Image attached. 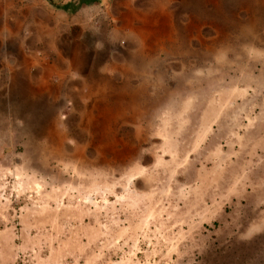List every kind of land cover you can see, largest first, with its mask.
<instances>
[{
	"label": "rangeland",
	"instance_id": "1",
	"mask_svg": "<svg viewBox=\"0 0 264 264\" xmlns=\"http://www.w3.org/2000/svg\"><path fill=\"white\" fill-rule=\"evenodd\" d=\"M72 1L0 0V264H264V0Z\"/></svg>",
	"mask_w": 264,
	"mask_h": 264
},
{
	"label": "trees",
	"instance_id": "2",
	"mask_svg": "<svg viewBox=\"0 0 264 264\" xmlns=\"http://www.w3.org/2000/svg\"><path fill=\"white\" fill-rule=\"evenodd\" d=\"M55 8L70 10L74 7V2L72 0L63 1V0H47ZM80 3H87L89 0H79Z\"/></svg>",
	"mask_w": 264,
	"mask_h": 264
}]
</instances>
